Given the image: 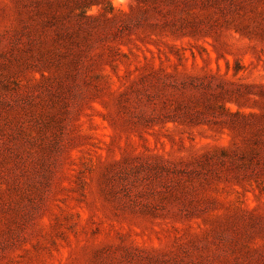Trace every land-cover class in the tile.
Masks as SVG:
<instances>
[{
	"label": "rangeland",
	"instance_id": "1",
	"mask_svg": "<svg viewBox=\"0 0 264 264\" xmlns=\"http://www.w3.org/2000/svg\"><path fill=\"white\" fill-rule=\"evenodd\" d=\"M0 264H264V0H0Z\"/></svg>",
	"mask_w": 264,
	"mask_h": 264
}]
</instances>
